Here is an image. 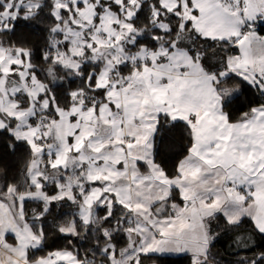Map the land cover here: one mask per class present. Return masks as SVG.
Returning a JSON list of instances; mask_svg holds the SVG:
<instances>
[{"label":"snow or ice","instance_id":"6c2138e0","mask_svg":"<svg viewBox=\"0 0 264 264\" xmlns=\"http://www.w3.org/2000/svg\"><path fill=\"white\" fill-rule=\"evenodd\" d=\"M262 29L264 0H0V264H218L229 233L264 264Z\"/></svg>","mask_w":264,"mask_h":264},{"label":"trees","instance_id":"16d2710c","mask_svg":"<svg viewBox=\"0 0 264 264\" xmlns=\"http://www.w3.org/2000/svg\"><path fill=\"white\" fill-rule=\"evenodd\" d=\"M18 33L24 31V25L21 22L17 29ZM261 33L264 34V29L261 30ZM33 40H39V33H36L31 37ZM175 151H179L177 147ZM23 157L24 153L22 151H17L15 155H9L0 145V169L4 170L7 174L9 180L13 177H16L20 172L21 167L23 166ZM65 211H68L67 209ZM248 229L247 223L243 226L241 231H246ZM233 235L231 233L222 235L219 238L212 249L213 254L216 255L218 264H236V262L245 254L251 256L253 251H244L237 249L233 244ZM83 243V242H81ZM63 243L52 244L49 243V248H59L62 247ZM261 248H264V241H258L257 247L254 249L255 252H258ZM83 251V249H81ZM155 264H190V256L181 255V256H158L156 257Z\"/></svg>","mask_w":264,"mask_h":264},{"label":"crops","instance_id":"0c3cea01","mask_svg":"<svg viewBox=\"0 0 264 264\" xmlns=\"http://www.w3.org/2000/svg\"><path fill=\"white\" fill-rule=\"evenodd\" d=\"M181 255H185V254H171V255H161V256H181Z\"/></svg>","mask_w":264,"mask_h":264}]
</instances>
